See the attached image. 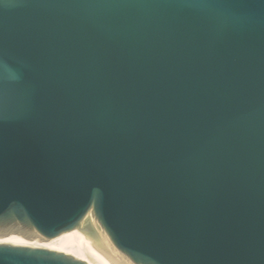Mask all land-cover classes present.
Segmentation results:
<instances>
[{
  "label": "water",
  "instance_id": "obj_1",
  "mask_svg": "<svg viewBox=\"0 0 264 264\" xmlns=\"http://www.w3.org/2000/svg\"><path fill=\"white\" fill-rule=\"evenodd\" d=\"M74 229L114 264H264V0H0V237Z\"/></svg>",
  "mask_w": 264,
  "mask_h": 264
},
{
  "label": "bare ground",
  "instance_id": "obj_2",
  "mask_svg": "<svg viewBox=\"0 0 264 264\" xmlns=\"http://www.w3.org/2000/svg\"><path fill=\"white\" fill-rule=\"evenodd\" d=\"M0 243H20L62 250L72 254L89 264H114L96 246H94L83 231L74 229L46 241L27 239L18 234L0 237Z\"/></svg>",
  "mask_w": 264,
  "mask_h": 264
}]
</instances>
